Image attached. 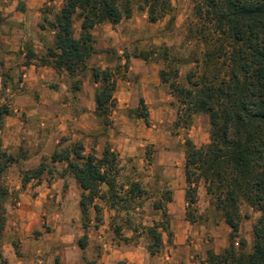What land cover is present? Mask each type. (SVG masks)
I'll return each instance as SVG.
<instances>
[{"label":"rangeland","instance_id":"1","mask_svg":"<svg viewBox=\"0 0 264 264\" xmlns=\"http://www.w3.org/2000/svg\"><path fill=\"white\" fill-rule=\"evenodd\" d=\"M166 1L156 23L131 0L130 18L97 26L96 54L70 76L44 66L64 0H0V108L8 111L0 143L2 161L12 162L0 176V264H209V253L229 248L232 230L204 182L186 179L188 143H210L209 116H184L161 80L167 72L188 87L196 71L201 48L187 39L196 0ZM95 70L111 72L116 86L108 117L97 115ZM75 148L98 160L116 155L113 193L85 192L68 164L53 160ZM86 195L93 203L83 214ZM241 217L234 242L251 253L260 213L242 203Z\"/></svg>","mask_w":264,"mask_h":264},{"label":"trees","instance_id":"2","mask_svg":"<svg viewBox=\"0 0 264 264\" xmlns=\"http://www.w3.org/2000/svg\"><path fill=\"white\" fill-rule=\"evenodd\" d=\"M150 21L158 22L169 10L166 0H140ZM131 0H64L55 17L54 47L47 49L44 66L75 76L85 70L96 54L93 30L102 24H119L131 16ZM195 21L187 30L188 41L200 49L192 61L196 71L187 76V86L170 83L169 73L161 80L170 84L179 99L180 113L187 117L209 116L210 143L196 148L188 143L186 179L189 186L202 181L213 198L216 210L232 230L229 248L221 254H208L209 264H264V0H196ZM81 22V34L75 37V24ZM177 80L179 70L172 71ZM171 75V76H172ZM93 79L103 84L97 93L98 117H108L113 107L115 83L111 72L95 70ZM8 111L0 108V130ZM2 154L0 176L12 164ZM55 162H66L85 192L105 185L113 193L116 187L113 169L117 158L110 150L103 159L86 157L82 148L56 154ZM2 189L0 188V192ZM112 199L118 196L112 195ZM93 203L86 195L83 214ZM260 213L254 226L251 253L247 243L234 242L239 235L241 205ZM4 220L0 215V236Z\"/></svg>","mask_w":264,"mask_h":264}]
</instances>
